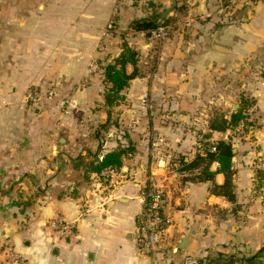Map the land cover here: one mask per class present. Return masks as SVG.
<instances>
[{"label":"crops","instance_id":"crops-1","mask_svg":"<svg viewBox=\"0 0 264 264\" xmlns=\"http://www.w3.org/2000/svg\"><path fill=\"white\" fill-rule=\"evenodd\" d=\"M222 1L127 0L116 18L119 33L104 42L115 0H0L7 6L0 10L4 65L22 73L19 92L0 96V260L11 248L33 264H191L202 247L223 241L215 227L237 224L216 219L231 204L211 195L209 182H184L167 166L192 158L203 135L224 140L227 131H211V122L246 99L259 111L249 137L233 144V184L236 204L249 211V247L254 254L264 247V1L241 2L220 16ZM148 3L178 18L160 44L129 28L150 16ZM123 45L140 56L141 75L108 109L103 74L88 68L108 64ZM28 84L42 94L54 88L57 97L34 108L20 101ZM126 145L135 152L123 172L137 175L118 171L104 191L89 165ZM258 161L259 171L252 167ZM146 174L163 187L172 220L153 254L136 238ZM223 181L215 175L218 185ZM57 216L74 225L75 238L52 229ZM205 228L210 236L203 238Z\"/></svg>","mask_w":264,"mask_h":264},{"label":"trees","instance_id":"trees-1","mask_svg":"<svg viewBox=\"0 0 264 264\" xmlns=\"http://www.w3.org/2000/svg\"><path fill=\"white\" fill-rule=\"evenodd\" d=\"M223 0L220 8L226 4ZM151 8V14L147 18L134 21L129 28L135 31H148L158 26H167L173 18L169 17L165 11H158L156 6L148 3ZM140 58L138 53L131 47L123 45L122 51L117 58H114L108 64L103 66V83L106 87L104 93L105 108H112L122 100L121 92L125 90L129 83L140 76L139 67ZM131 66V71L127 67ZM249 100H243L238 109L234 110L228 118L220 116L210 124L211 131L226 132L235 127L242 119L243 112ZM202 138L207 142L203 144V152H194L192 158L187 156H178L168 163V168L181 175H184V182L203 183L209 182V193L217 197L225 198L229 203L235 204V190L233 184L234 170L232 168V159L234 157L233 144L224 140L209 141L208 135ZM135 148L131 145L121 146L117 150L108 152L104 156H95L94 161L89 165L88 172L99 175L102 170L109 168L113 171H120L123 166V160L133 156ZM217 164V169L212 170L213 164ZM223 174L224 181L221 185L215 182V175ZM148 174H146L147 176ZM264 251V248L260 250ZM258 254L249 258V264L256 263Z\"/></svg>","mask_w":264,"mask_h":264},{"label":"built area","instance_id":"built-area-1","mask_svg":"<svg viewBox=\"0 0 264 264\" xmlns=\"http://www.w3.org/2000/svg\"><path fill=\"white\" fill-rule=\"evenodd\" d=\"M248 0H227L226 4L217 10V15L225 16L227 13L233 11L241 2ZM126 0H115L112 14L109 20L106 22L102 31V40L108 42L114 35L119 33V29L116 27V18L120 12V9L125 5ZM192 19L185 21L186 25H189ZM168 26H158L152 30L139 31L143 35H148L160 44L167 37ZM103 46H101L102 48ZM90 73L103 74V66L99 65L97 61H93L89 65ZM260 72L264 74V66L260 69ZM26 102L34 107L38 108L45 103V101L53 100L57 97V92L54 88H50L45 94H42L36 88H30L26 92ZM66 100L59 102V107L63 108L66 105ZM249 104L243 112V119L233 128L227 130V134L224 137V141L235 143L237 139H245L249 137V134L253 130V126L257 120V114L259 111L258 105L255 101L249 100ZM207 140L199 137L195 146V152H203V144ZM253 162L252 167L259 171L262 169V164ZM217 166V164L215 163ZM113 171L109 168L102 170L99 175H95L97 183L104 191L110 189L112 185ZM121 175L128 176L129 179L136 177L137 173L134 171L123 172V167L120 169ZM141 213L138 217L136 238L140 250L144 254H153L160 252L164 246V238L168 227L171 225V217L166 213L167 200L165 192L161 184L156 180L155 176H145V182L140 197ZM51 227L57 232L61 239H73L76 236V230L73 224L67 222L64 218L57 216ZM0 264H33L26 257L20 253L14 251L11 248H5L3 252V258L0 260Z\"/></svg>","mask_w":264,"mask_h":264},{"label":"rangeland","instance_id":"rangeland-1","mask_svg":"<svg viewBox=\"0 0 264 264\" xmlns=\"http://www.w3.org/2000/svg\"><path fill=\"white\" fill-rule=\"evenodd\" d=\"M191 1L193 0H187L188 3H190ZM0 7H1L0 10H6L7 6L6 4H1ZM177 20L178 18L171 20L170 24L167 25L168 28H170V25L176 22ZM116 27L119 29L117 22H116ZM155 41L157 44H159L157 40ZM6 57H7V51L5 48V44L3 42L0 44V96H2V98H6L4 93L9 92L11 90L14 91V93H16L19 92L20 88L22 87L20 76H18L17 78L16 75V74H22L21 68L14 67L12 71L11 67L4 65L6 61ZM34 87L36 88V86H33L32 84L31 85L28 84L25 86L24 95L20 99L21 102L25 101V95L27 90ZM3 105L6 104L5 102H2L1 99L0 107ZM242 141L245 142V139H242ZM89 181H90V185H92L91 188L95 189V187L93 186L94 181L88 180V182ZM230 204H231L230 208L224 211L223 214L221 213L216 214V219L222 218L223 216H228V219L234 220V223L237 224L236 227H229V228L215 227L214 233L218 236H221L223 241L221 243H216L215 245L211 242L207 244L206 247H202V249L200 250L201 252H199L195 257L191 259V264H249V258L256 254H258L259 256L258 259H256L255 261L256 263L254 264H264V251L261 252V254L259 253L260 250L263 249L264 247L260 248V250L257 251L255 254L253 253L254 251L252 250V248L249 247V218H247V215H249V211L241 208V206L244 205H239L236 203L235 204L230 203ZM204 230L205 231L202 233L203 238L210 236L208 235L209 230L207 228H205ZM225 235H228L230 237V240L229 239L227 240L228 237ZM64 240H71V239H64Z\"/></svg>","mask_w":264,"mask_h":264},{"label":"water","instance_id":"water-1","mask_svg":"<svg viewBox=\"0 0 264 264\" xmlns=\"http://www.w3.org/2000/svg\"><path fill=\"white\" fill-rule=\"evenodd\" d=\"M264 1V0H263ZM233 153H235V150H233Z\"/></svg>","mask_w":264,"mask_h":264}]
</instances>
